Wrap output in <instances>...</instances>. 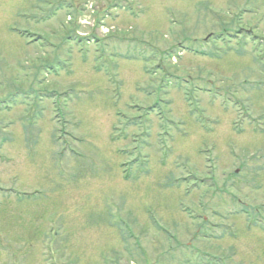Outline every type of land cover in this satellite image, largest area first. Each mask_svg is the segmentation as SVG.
Segmentation results:
<instances>
[{
  "label": "rangeland",
  "instance_id": "rangeland-1",
  "mask_svg": "<svg viewBox=\"0 0 264 264\" xmlns=\"http://www.w3.org/2000/svg\"><path fill=\"white\" fill-rule=\"evenodd\" d=\"M0 264H264V0H0Z\"/></svg>",
  "mask_w": 264,
  "mask_h": 264
}]
</instances>
